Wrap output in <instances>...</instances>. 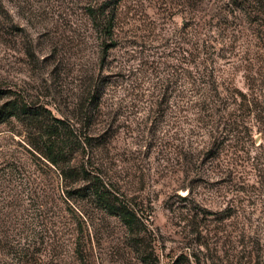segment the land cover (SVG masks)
Instances as JSON below:
<instances>
[{
    "label": "rangeland",
    "instance_id": "1",
    "mask_svg": "<svg viewBox=\"0 0 264 264\" xmlns=\"http://www.w3.org/2000/svg\"><path fill=\"white\" fill-rule=\"evenodd\" d=\"M95 1L0 0V79L78 130L82 77L94 76L106 95L93 134L111 138L103 168L149 240L138 247L88 184L65 197L33 157L35 123L10 120L0 124V264H144L142 252L148 264H264V0H120L108 51L86 15ZM198 45L220 108L194 97L177 117L148 113L173 70L196 77Z\"/></svg>",
    "mask_w": 264,
    "mask_h": 264
},
{
    "label": "trees",
    "instance_id": "2",
    "mask_svg": "<svg viewBox=\"0 0 264 264\" xmlns=\"http://www.w3.org/2000/svg\"><path fill=\"white\" fill-rule=\"evenodd\" d=\"M119 1L96 0L89 3L86 10L97 37L104 44L109 43L106 46L107 51L117 45L115 31ZM197 47L194 49L196 54L192 62L196 69V77H192L193 70L185 68L173 70L164 83L148 97L151 98L146 102L148 113H155L159 119L165 118L168 113H173L177 117L186 110L188 101L195 100L194 97L200 105L209 104L207 107L211 111L220 108L222 99L213 74L214 69L201 59L200 46ZM103 57L104 55L101 59ZM208 67L210 70L206 73ZM94 80V76L82 77L74 105L75 124L79 127L76 130L71 120L56 118L44 106L29 101L28 96L17 90L15 85L0 79V124L22 119L34 122L38 132L31 146L33 157L57 174L64 196L70 195L72 186L88 184L89 196L94 199L95 205L106 214L116 216L129 232L132 241L141 247L142 243L149 240L142 216L139 215L136 204L127 199L122 188L103 168L102 151L110 146L111 138L107 137V130L93 134V130L101 127L100 117L106 95L105 90ZM41 112L48 114L49 120L44 118ZM42 120H46V123ZM77 156L81 157V161L78 165H73ZM141 251L143 250L140 248L139 252ZM140 260L148 264L150 256L142 252Z\"/></svg>",
    "mask_w": 264,
    "mask_h": 264
}]
</instances>
